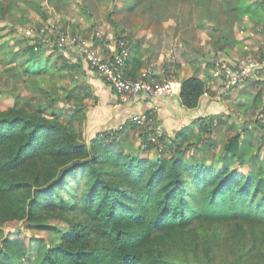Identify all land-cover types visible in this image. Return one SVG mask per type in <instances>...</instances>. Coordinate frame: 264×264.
I'll use <instances>...</instances> for the list:
<instances>
[{
	"label": "trees",
	"instance_id": "obj_1",
	"mask_svg": "<svg viewBox=\"0 0 264 264\" xmlns=\"http://www.w3.org/2000/svg\"><path fill=\"white\" fill-rule=\"evenodd\" d=\"M146 1L148 8L154 5ZM187 1L200 3L203 17L207 13L222 23L223 14L233 17L238 9L237 0ZM43 44L38 39L27 44L30 59L38 61ZM56 49L58 68L85 75L80 59H67ZM257 82L254 111L264 95V78ZM77 88L63 87V94L51 88L46 103L35 107L0 108V264L25 259H32L30 264H264V176L229 168L240 161L241 132L229 136L220 159L209 163L185 153L204 150L211 116L196 119L195 136L179 131L172 138H145L146 150L160 152L155 157L131 153L117 146L123 127L85 135L82 100L88 92ZM207 91V82L196 75L180 81L187 108ZM136 124L134 133L147 130ZM217 161L224 164L216 167Z\"/></svg>",
	"mask_w": 264,
	"mask_h": 264
},
{
	"label": "crops",
	"instance_id": "obj_2",
	"mask_svg": "<svg viewBox=\"0 0 264 264\" xmlns=\"http://www.w3.org/2000/svg\"><path fill=\"white\" fill-rule=\"evenodd\" d=\"M237 3L236 17L223 14V24L218 26V29L223 31V37L221 32H213L214 24L206 23L205 29L202 32L200 29L198 36L193 32L188 41L178 34L161 36L156 31L149 30L150 26L147 29L140 28L134 36L128 38L131 61L128 68L134 67L136 72H139L145 66L152 65L155 70L154 79L159 81L163 74L162 60L171 55L176 62L174 78L179 84L183 78L191 75L207 82L209 91L200 96L193 108L182 104L179 91L161 96H147L141 93L119 95L100 74H86L84 67L87 63L81 56L68 52L69 59H80L85 72L83 84H77L80 88L76 89L77 92L79 89L88 92L82 100L85 135L91 136L97 131L123 127V133L132 132V137L135 136L138 143L160 134L172 138L179 131L190 134L193 132L195 136L200 127V121L196 119L211 116V131L202 142L223 141V146L232 135L221 132L223 127L227 128L228 121L247 124L250 117L252 128L259 125L262 120L258 119L264 115V95L260 108L254 111L252 100L257 89H251L250 85L256 84L257 79L264 78V70H254L253 74L247 76L240 84L225 91L221 89L226 70L237 69L253 55L264 56V0H239ZM134 116L141 117L142 121L139 124L134 123ZM132 124L142 125L147 130L134 133ZM238 132L245 136L242 128ZM243 137L242 139L245 138ZM204 150L208 152V148ZM214 150L215 146L209 149L210 152ZM197 151L200 152L199 149ZM212 154L214 157V152Z\"/></svg>",
	"mask_w": 264,
	"mask_h": 264
},
{
	"label": "rangeland",
	"instance_id": "obj_3",
	"mask_svg": "<svg viewBox=\"0 0 264 264\" xmlns=\"http://www.w3.org/2000/svg\"><path fill=\"white\" fill-rule=\"evenodd\" d=\"M1 1L3 5H0V108H7L14 103L35 107L40 103H46L45 92L51 91V88L59 89L60 94H63V87L70 89L74 84L83 81L84 76L78 70L58 68L61 64L56 58L59 51L57 52V49L50 44L42 45L43 54L38 61L30 59L26 46L34 41L33 35L46 22H57L70 34L96 35L98 33L96 38L105 43H112L116 34L128 39L140 28L147 29L149 26V30L156 31L161 36L170 37L178 34L185 41L193 36V32L198 36L200 29L202 32L207 24H214L213 32H223L218 29V26L223 24L222 20L213 18L210 14L211 18H209L207 13V16L203 17L202 13H205L206 8L200 3L196 5L188 3L187 0H179L177 3L176 0L164 2L161 0L162 4H156L154 0V3L152 2L154 5L149 8L144 5L148 4L146 0L137 5H125L122 0H70L68 4L59 5H54L51 0H34L35 5L24 0ZM144 6L146 8L143 9ZM233 17H236V12ZM60 51H63L69 59L68 51ZM46 55L49 59H45ZM37 67L40 69L43 67L45 70L36 71ZM84 68L86 74L95 72L88 65ZM262 74L264 76V73ZM160 81L161 78L156 82ZM250 86L255 91L261 87L258 82ZM61 111L66 115L69 110ZM258 120L262 121H259V125L254 128H252L253 122L250 117L247 124L240 121H228L227 128L223 127V131H220L231 134L237 133L241 128L245 131V138L241 140L240 161L236 159L230 162L229 168H237L242 172L248 170L264 176V115ZM225 121H227L226 118ZM118 137L117 146L131 153L140 152L139 154L143 153L152 157L160 154L155 152L154 148L146 150L144 147L146 145L136 142L137 139L135 136L132 137V132L126 131ZM222 142L213 143L214 157L209 148L205 153L203 149L200 152L186 150L185 157H198V160L204 163L220 159L223 152ZM209 143V141L203 143L204 148H207ZM223 164L217 161L214 165L220 167ZM40 235H47V233L43 232ZM31 261L32 259H25L23 264H30Z\"/></svg>",
	"mask_w": 264,
	"mask_h": 264
},
{
	"label": "built area",
	"instance_id": "obj_4",
	"mask_svg": "<svg viewBox=\"0 0 264 264\" xmlns=\"http://www.w3.org/2000/svg\"><path fill=\"white\" fill-rule=\"evenodd\" d=\"M96 35L70 34L60 24L51 21L42 24L33 37L44 44L81 56L119 95L141 93L147 96H161L171 95L180 90V84L174 78L176 62L173 56L169 55L164 60L160 82L154 79L155 70L152 65L140 69L136 76H132L127 66L130 56L128 39L119 37L112 43L101 44ZM254 70H264V57L253 55L237 69L226 70L221 89L225 91L240 84L247 76L253 74ZM132 120L137 123L142 121L139 116H134Z\"/></svg>",
	"mask_w": 264,
	"mask_h": 264
}]
</instances>
